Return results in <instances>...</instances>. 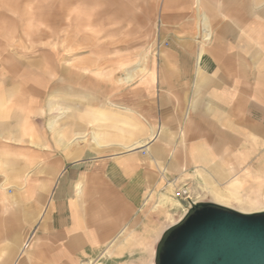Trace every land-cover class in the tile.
<instances>
[{
	"label": "crops",
	"instance_id": "obj_1",
	"mask_svg": "<svg viewBox=\"0 0 264 264\" xmlns=\"http://www.w3.org/2000/svg\"><path fill=\"white\" fill-rule=\"evenodd\" d=\"M148 3L142 68L118 62L126 85L81 104L77 124L62 108L37 129L40 99L11 98L22 77L0 78V264H111L153 197L186 211L170 180L262 208L249 168L264 160V0Z\"/></svg>",
	"mask_w": 264,
	"mask_h": 264
},
{
	"label": "rangeland",
	"instance_id": "obj_2",
	"mask_svg": "<svg viewBox=\"0 0 264 264\" xmlns=\"http://www.w3.org/2000/svg\"><path fill=\"white\" fill-rule=\"evenodd\" d=\"M148 1L0 0V64L7 67L0 78L10 82L22 77L24 87L8 91L11 98L40 99L44 113L32 115L37 129H48L49 118L65 111L62 108L68 114L66 122L77 124L81 104L92 102L95 97L107 101L118 95L126 84L117 81L124 73L117 63L129 57L137 66L146 49ZM14 65L20 66L19 73L11 69ZM56 127L60 128V124ZM257 164L249 169L256 176H263L264 160ZM186 185L192 200L212 201L200 179L188 180ZM174 198L171 201L188 205L186 200ZM153 199L146 208L142 228H135L118 240L121 255L113 258L111 264H152L161 233L182 213L176 205ZM102 256L105 257L102 254L86 262L100 264Z\"/></svg>",
	"mask_w": 264,
	"mask_h": 264
},
{
	"label": "water",
	"instance_id": "obj_3",
	"mask_svg": "<svg viewBox=\"0 0 264 264\" xmlns=\"http://www.w3.org/2000/svg\"><path fill=\"white\" fill-rule=\"evenodd\" d=\"M161 233L153 264H264V210L189 200Z\"/></svg>",
	"mask_w": 264,
	"mask_h": 264
},
{
	"label": "built area",
	"instance_id": "obj_4",
	"mask_svg": "<svg viewBox=\"0 0 264 264\" xmlns=\"http://www.w3.org/2000/svg\"><path fill=\"white\" fill-rule=\"evenodd\" d=\"M170 183L173 184V194L172 195L175 198L186 200L187 203L189 200H192V198H190V190H189L188 186L186 185V183H182V184L175 183L174 180H170ZM188 205H189V203H188Z\"/></svg>",
	"mask_w": 264,
	"mask_h": 264
},
{
	"label": "bare ground",
	"instance_id": "obj_5",
	"mask_svg": "<svg viewBox=\"0 0 264 264\" xmlns=\"http://www.w3.org/2000/svg\"><path fill=\"white\" fill-rule=\"evenodd\" d=\"M139 68H142V64L139 65ZM133 69H134V68H133ZM133 69H132V70H133ZM141 71H142V70H141ZM133 75H135V74H133ZM122 76H123V75H122ZM130 76H131V75H126V77H125V76H124V77H125L126 79H128V78H130ZM125 82H126V81H125ZM172 185H173V184H172ZM190 198H192L191 194H190ZM188 200H189V199H188ZM213 202H215V201H213ZM216 203H219V202H216ZM219 204H222V203H219ZM222 205H225V204H222ZM225 206H228V205H225ZM228 207H231V206H228ZM231 208H234V207H231ZM234 209H236V208H234ZM236 210L241 211V212H256V211L264 210V208L259 209V210H254V211H242V210H239V209H236ZM175 222H176V221L171 222L170 225L173 224V223H175ZM153 256H154V252H153ZM151 258H152V257H151ZM87 264H88V263H87ZM152 264H153V258H152Z\"/></svg>",
	"mask_w": 264,
	"mask_h": 264
}]
</instances>
